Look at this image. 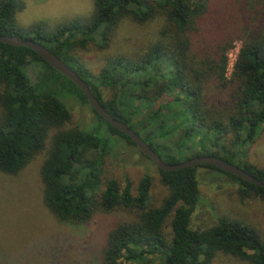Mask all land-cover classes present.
Instances as JSON below:
<instances>
[{
	"label": "trees",
	"instance_id": "1",
	"mask_svg": "<svg viewBox=\"0 0 264 264\" xmlns=\"http://www.w3.org/2000/svg\"><path fill=\"white\" fill-rule=\"evenodd\" d=\"M23 8L21 1H0V35L49 49L164 163L215 156L264 181V170L235 161L245 156L241 151L264 126V0H94L88 19L52 31L41 24L18 27L15 14ZM125 19L141 26L157 23L155 38L132 55L108 57L97 74L91 73L74 50L88 45L107 49ZM237 41L241 47L227 77L228 52ZM31 66L44 72L38 84L27 75ZM70 100L89 106L79 88L34 51L0 43V172L16 175L44 150L50 131L69 122ZM90 110L106 131L101 136L78 127L57 131L40 179L43 203L58 221L85 225L97 211L135 213L136 220L115 224L107 232L102 264H211L217 253L264 264V239L246 223L217 217L212 227L190 228L200 201L199 167L236 182L242 201L264 200V188L209 165L157 169L167 194L153 206L149 174L142 176L134 194L128 180L124 187L114 178L104 181L114 148L122 141L136 146ZM230 134L227 147L223 141ZM194 139L199 150L185 154Z\"/></svg>",
	"mask_w": 264,
	"mask_h": 264
},
{
	"label": "rangeland",
	"instance_id": "2",
	"mask_svg": "<svg viewBox=\"0 0 264 264\" xmlns=\"http://www.w3.org/2000/svg\"><path fill=\"white\" fill-rule=\"evenodd\" d=\"M1 1V0H0ZM24 4L22 11L15 14L21 29L41 24L46 31L75 19H88L94 10V0H17ZM157 23L145 26L130 19L123 20L117 27L109 47L100 50L94 45L75 49L74 55L93 74H97L108 57L132 55L153 40ZM241 47L235 42L228 52L227 77ZM27 75L34 84L43 78L41 68L31 66ZM167 98H164L166 101ZM71 118L64 126L52 129L46 139L44 150L16 175L0 172V264H102L101 251L107 232L115 224L136 220L133 211L116 209L110 213L95 212L85 225L58 221L43 203V185L40 168L51 145L52 136L59 130L81 128L98 136L106 131L105 125L96 118L89 106L68 101ZM142 109V106H139ZM1 113V111H0ZM230 134L223 141L229 147ZM112 142L114 141L111 140ZM190 151L199 150L197 139L189 143ZM243 150V149H242ZM240 159L264 170V126L260 127L253 144ZM144 174L152 179L151 201L158 206L167 194L159 179L157 168L143 157L136 147L124 141L114 148L106 160L105 179H116L121 187L128 180L134 188ZM197 180L200 201L191 217L190 228L201 230L216 224L217 217L237 220L252 226L264 239V200L250 197L240 200L236 182L214 170L199 167ZM170 220H166L164 232L170 233ZM211 264H250L230 255L217 253Z\"/></svg>",
	"mask_w": 264,
	"mask_h": 264
},
{
	"label": "water",
	"instance_id": "3",
	"mask_svg": "<svg viewBox=\"0 0 264 264\" xmlns=\"http://www.w3.org/2000/svg\"><path fill=\"white\" fill-rule=\"evenodd\" d=\"M0 43L7 44L13 47H25L29 48L38 54L41 59H43L51 68L61 73L69 80H71L82 92V94L87 98L89 106L110 126L119 130L135 144L139 152L147 157L153 165L161 171H174L183 168L199 166V165H209L213 166L225 173L235 176L244 182L259 186L264 188V181H261L254 176L248 174L243 169L230 164L215 156H201L194 157L179 164H166L160 157L146 144L133 130L128 128L122 122L116 120L111 116L98 102V100L91 93L90 89L86 84L75 74V72L70 69L61 59H59L54 53H52L46 47L40 45L38 42L32 40H26L18 38L17 36H4L0 35Z\"/></svg>",
	"mask_w": 264,
	"mask_h": 264
}]
</instances>
